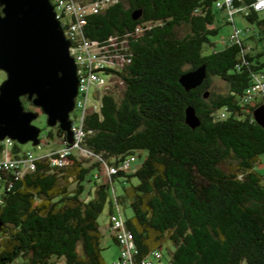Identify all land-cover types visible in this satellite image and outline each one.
I'll list each match as a JSON object with an SVG mask.
<instances>
[{
	"label": "trees",
	"instance_id": "1",
	"mask_svg": "<svg viewBox=\"0 0 264 264\" xmlns=\"http://www.w3.org/2000/svg\"><path fill=\"white\" fill-rule=\"evenodd\" d=\"M216 1L116 0L87 16L88 39L126 40L121 68L103 72L118 75L122 88L110 86L84 118L81 146L93 164L72 155L63 167L38 159L23 175L0 174V264H107L98 222L105 206L109 214L120 210L137 250L133 264L164 245L167 264H264V180L254 168L264 154V128L252 114L259 101L243 99L264 74V51L248 52L240 37L215 44L217 13L224 11ZM237 14L250 25L246 36L264 41V11ZM202 64L206 78L186 91L179 76ZM213 76L224 92L210 90ZM188 105L200 120L195 128L185 123ZM54 136L65 134L55 126L47 138ZM137 152L145 155L134 171L103 173L105 181H97L103 163L117 165ZM86 182L91 194L82 197Z\"/></svg>",
	"mask_w": 264,
	"mask_h": 264
},
{
	"label": "water",
	"instance_id": "2",
	"mask_svg": "<svg viewBox=\"0 0 264 264\" xmlns=\"http://www.w3.org/2000/svg\"><path fill=\"white\" fill-rule=\"evenodd\" d=\"M140 13L134 11L133 19ZM69 47L50 0H0V70L6 74L0 83V141L8 137L18 144L38 145L41 129L33 121L43 114L46 125L58 126L65 134L63 141L72 143L70 113L78 75ZM206 76L202 64L182 73L178 81L189 91ZM22 97L37 110H26ZM252 114L264 128V104L256 105ZM185 123L191 128L200 124L192 105L185 108Z\"/></svg>",
	"mask_w": 264,
	"mask_h": 264
},
{
	"label": "built area",
	"instance_id": "3",
	"mask_svg": "<svg viewBox=\"0 0 264 264\" xmlns=\"http://www.w3.org/2000/svg\"><path fill=\"white\" fill-rule=\"evenodd\" d=\"M115 1L50 0L66 38L70 41L69 52L75 59L77 66L78 89L74 98V108L70 113L73 141L68 144L62 140V147L36 156L31 150H19L13 153L11 148L8 147L12 140L6 137L0 141V152L2 153L0 157V174L3 171L13 169L16 175H23L35 168V162L38 159L47 160L51 167H63L68 164L70 157L75 155L76 152L81 155L85 153L92 155L81 146L86 136L84 118L89 112L99 109L100 96L110 87V84L102 78V74L108 69L119 70L121 68L126 61V55L121 50L127 46L125 39L118 41L117 37H109L101 43L88 39L84 35V28L87 24L88 15L100 12ZM235 1L241 4L235 5ZM245 1L247 0H217L216 7L223 8L231 20L239 12L247 13L249 8L255 11H264V0H249L247 4H245ZM239 33L240 30L236 29L234 34L229 36V40H237ZM113 74L110 73L105 76L109 77ZM92 86L94 91L92 96H90V88ZM243 99L246 103L259 101L257 105L264 104V74H258L254 78L251 85L246 89ZM72 113H74L73 117ZM134 160V155H130L119 161L117 165H106L104 163V172L106 175H110L120 170L127 171ZM107 229L113 235L120 249L119 258L115 263L133 264V256L137 250L131 233L125 229L118 208H114V212L109 214ZM142 264H167V261L163 259V255L159 250H153L142 261Z\"/></svg>",
	"mask_w": 264,
	"mask_h": 264
},
{
	"label": "rangeland",
	"instance_id": "4",
	"mask_svg": "<svg viewBox=\"0 0 264 264\" xmlns=\"http://www.w3.org/2000/svg\"><path fill=\"white\" fill-rule=\"evenodd\" d=\"M227 18L224 11H220L217 13V20L215 22V26H219L218 33L212 37V40L215 42V44L219 45L224 43V40L229 39V36L233 35L235 30H240L239 37L244 38V41L246 42L247 51L251 52L253 54L264 51V41H253L251 40L247 34L248 32H244L246 28H249L250 25L247 23L246 19L242 16V14H235L234 15V26L231 23H226ZM214 27V26H211ZM181 32V29L179 30ZM6 77V74L0 70V83L2 80ZM102 78L107 81L110 86L115 87V90L118 92L122 88V81L118 77V75L113 74L109 77L102 74ZM211 91L216 92H224L226 90L225 83L219 79L218 77L213 76L212 77V87L210 88ZM94 91V87L92 86L90 88V96H92ZM31 110H37L34 106ZM74 113H72L73 117ZM34 124H36L38 127H40V143L36 146H33L30 142H27L25 144H19L20 150H31L32 153L36 156H39L41 154L49 152L52 148V150L58 149L55 147H58L62 145L61 138L54 136L53 139L47 138V134L49 131H52L55 134V127H48L46 125V117L43 114H40L37 119L33 121ZM13 142L11 141L8 144V147L12 149ZM60 148V147H59ZM1 150V148H0ZM2 153L0 152V157ZM145 153L143 152H137L134 157L135 160L131 163L128 170L134 171L143 161ZM75 156L83 162L84 165H91L95 162V158L90 155L89 153H85L84 155L79 154L78 152L75 153ZM105 165L102 164L100 171H95L94 173H97L99 176L98 182L105 181V177L103 176ZM255 170L259 172V174L262 175L264 180V154L261 156L260 161L254 166ZM91 184L89 182L85 183V191L82 194V197H86V195L91 194L90 188ZM115 188L117 193L121 190V185L119 182L115 183ZM126 216L132 215V210L129 207H125L123 211H121ZM98 222L100 224V227L102 229V239H101V247H102V257L104 261L107 264L115 263L119 258V246L115 244L109 235V231H107L106 225L108 224V206H105L102 213L98 217ZM169 250L173 249V245L168 242ZM161 252L163 254V259L168 260L169 258V252L166 249V245L161 248ZM21 259H17L16 261L12 262L11 264H19ZM56 264H66L64 260L60 259L58 260ZM240 264H246L245 261H242Z\"/></svg>",
	"mask_w": 264,
	"mask_h": 264
},
{
	"label": "crops",
	"instance_id": "5",
	"mask_svg": "<svg viewBox=\"0 0 264 264\" xmlns=\"http://www.w3.org/2000/svg\"><path fill=\"white\" fill-rule=\"evenodd\" d=\"M62 144V143H61ZM63 145H60V146H58V147H55V148H59V147H62ZM52 149H54V148H52ZM51 149V150H52ZM105 173V172H104ZM113 212H114V209H113ZM108 219H109V213H108ZM106 228H107V225H106ZM107 231H109L108 229H107ZM109 235L111 236V238H112V240H113V242L115 243V244H117L116 242H115V240L113 239V235L111 234V232L109 231ZM57 262H59V261H56L54 264H56Z\"/></svg>",
	"mask_w": 264,
	"mask_h": 264
}]
</instances>
